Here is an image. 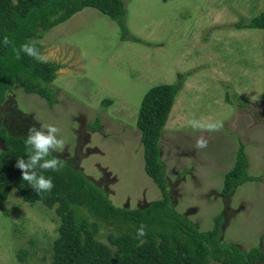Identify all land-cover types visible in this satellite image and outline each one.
Returning <instances> with one entry per match:
<instances>
[{"label":"rangeland","instance_id":"obj_1","mask_svg":"<svg viewBox=\"0 0 264 264\" xmlns=\"http://www.w3.org/2000/svg\"><path fill=\"white\" fill-rule=\"evenodd\" d=\"M122 1L128 37L141 42L122 40L118 24L95 9L76 13L37 42L46 61L59 66L51 84L58 103L50 107L15 86L0 107V127L26 137L33 125L57 126L65 146L53 155L82 171L117 207L144 208L162 196L144 173L137 112L149 88L178 83L159 143L171 204L201 231L222 216L221 241L264 250V31L234 27L262 12L264 0H228L234 6L217 15L192 14L201 0ZM104 100L110 103L102 106ZM96 117L100 125L91 128ZM194 118L223 128L195 131ZM200 135L208 139L204 149L196 147ZM239 143L247 174L259 180L224 197L223 178ZM59 224L53 210L29 205L12 188L0 207V264H49Z\"/></svg>","mask_w":264,"mask_h":264},{"label":"trees","instance_id":"obj_2","mask_svg":"<svg viewBox=\"0 0 264 264\" xmlns=\"http://www.w3.org/2000/svg\"><path fill=\"white\" fill-rule=\"evenodd\" d=\"M85 8L95 9L116 22L122 40L141 42L136 37H128L122 0H0V107L15 86L21 87L26 95L38 96L50 107L58 103L51 84L57 78L59 66L55 62L37 61L23 52L16 59L13 45L19 48L35 41L41 52L43 47L37 42L44 33ZM235 27L264 31V10L249 21H239ZM5 36L12 41L11 45H4ZM179 90L178 83L149 88L137 112L144 173L162 196L144 208L117 207L103 189L61 158L64 163L61 171L42 173L52 179L53 189L37 194L23 181L21 171L15 166L17 159L27 160L26 137L10 135L0 127L4 147L0 152V207L15 188L29 205L40 202L54 211L60 224L49 264H264V250L244 251L234 243L221 241L222 216L214 218L211 230L201 231L171 204L159 143ZM109 103L101 102L102 106ZM99 125L100 118L96 117L91 128ZM247 168L245 145L239 143L235 163L223 178L222 196H229L247 181L259 180L250 177ZM101 223L116 228L102 233ZM140 225L145 226L147 233L143 244L136 238ZM25 256L26 251L22 250L17 258L23 262Z\"/></svg>","mask_w":264,"mask_h":264},{"label":"clouds","instance_id":"obj_3","mask_svg":"<svg viewBox=\"0 0 264 264\" xmlns=\"http://www.w3.org/2000/svg\"><path fill=\"white\" fill-rule=\"evenodd\" d=\"M3 43L5 46H9L12 41L5 36ZM13 52L16 59H20L21 52H23L37 61L45 62L47 60V56L42 54L36 47L35 41L22 44L19 48L13 45ZM189 123L195 131L214 132L223 128L222 122L205 123L195 118L190 120ZM60 132V128L51 124L29 127L25 138L27 160L19 158L16 161L15 166L21 171L23 181H27L37 194L50 192L54 187L52 179L50 177L46 178L42 173L44 171L58 172L64 167V163L56 155H53L57 150H63L65 146V141L60 136ZM207 146L208 139L204 135H200L196 139L197 149H204ZM146 235L145 226L140 225L136 231V238L141 244L144 243L143 238Z\"/></svg>","mask_w":264,"mask_h":264},{"label":"crops","instance_id":"obj_4","mask_svg":"<svg viewBox=\"0 0 264 264\" xmlns=\"http://www.w3.org/2000/svg\"><path fill=\"white\" fill-rule=\"evenodd\" d=\"M212 0H201V1H196L195 2V5H194V11H193V13L192 14H195V13H197V9H202V10H208V12H210V13H213V14H216L217 15V13H221V14H224V13H226V11L224 10V9H220V8H223L224 6H227V7H229V8H232L234 5V3L233 2H229L228 0H225V2H224V0H217L218 1V3H220L221 4V6L220 7H218V8H216V7H214L213 9H210L211 7H213V6H210L209 5V3L211 2ZM226 9H228V8H226ZM231 11H232V9H231ZM230 11V12H231ZM236 11V10H235ZM255 17V16H254ZM246 19H248V18H246ZM237 23H238V21H237ZM236 24V23H235ZM235 24H234V27H235ZM240 50V49H239Z\"/></svg>","mask_w":264,"mask_h":264}]
</instances>
